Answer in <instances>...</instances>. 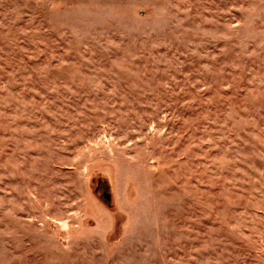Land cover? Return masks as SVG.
Returning a JSON list of instances; mask_svg holds the SVG:
<instances>
[{
    "label": "rangeland",
    "instance_id": "1",
    "mask_svg": "<svg viewBox=\"0 0 264 264\" xmlns=\"http://www.w3.org/2000/svg\"><path fill=\"white\" fill-rule=\"evenodd\" d=\"M0 264H264V0H0Z\"/></svg>",
    "mask_w": 264,
    "mask_h": 264
}]
</instances>
